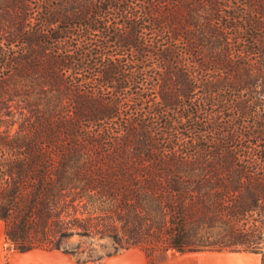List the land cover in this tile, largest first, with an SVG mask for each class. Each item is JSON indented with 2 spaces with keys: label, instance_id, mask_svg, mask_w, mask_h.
I'll list each match as a JSON object with an SVG mask.
<instances>
[{
  "label": "trees",
  "instance_id": "trees-1",
  "mask_svg": "<svg viewBox=\"0 0 264 264\" xmlns=\"http://www.w3.org/2000/svg\"><path fill=\"white\" fill-rule=\"evenodd\" d=\"M0 220L264 264V0H0Z\"/></svg>",
  "mask_w": 264,
  "mask_h": 264
},
{
  "label": "rangeland",
  "instance_id": "rangeland-1",
  "mask_svg": "<svg viewBox=\"0 0 264 264\" xmlns=\"http://www.w3.org/2000/svg\"><path fill=\"white\" fill-rule=\"evenodd\" d=\"M80 242V245H78ZM63 246L69 250H74L75 254L64 251L62 249H44L35 248L26 252H19L11 247H8V243L4 238L3 222L0 220V264H82L91 254L93 257L104 254L107 251L112 250L111 241L109 238H95L91 236L73 235L63 240ZM120 252L118 261L127 262L135 261L137 264L144 260V251L140 247L133 246L129 250L119 249ZM144 252V253H143ZM173 254L174 252L169 250L167 252H159L153 256L152 264H158L166 257L167 253ZM264 252V246H263ZM212 254L210 252L199 253L202 261H207L208 256ZM254 256H258L262 260V254L260 252H254ZM147 257V256H146ZM145 257V264H149L148 258ZM107 257H104V259ZM105 262L104 264H109ZM110 264H115L110 263Z\"/></svg>",
  "mask_w": 264,
  "mask_h": 264
},
{
  "label": "crops",
  "instance_id": "crops-1",
  "mask_svg": "<svg viewBox=\"0 0 264 264\" xmlns=\"http://www.w3.org/2000/svg\"><path fill=\"white\" fill-rule=\"evenodd\" d=\"M132 247L124 248L129 250ZM210 252L207 261L200 259L199 253ZM144 253V252H143ZM254 252L250 251H229V250H197V251H186V252H174L166 254V257L161 260L158 264H263L262 260L258 256L253 255ZM120 252H116L107 258H102L98 261H89L82 264H104L110 262L115 264H137L135 261L117 262L119 259ZM146 254L144 253V260L140 261L139 264H145ZM147 259V257H146ZM109 263V264H110ZM157 264V263H156Z\"/></svg>",
  "mask_w": 264,
  "mask_h": 264
}]
</instances>
